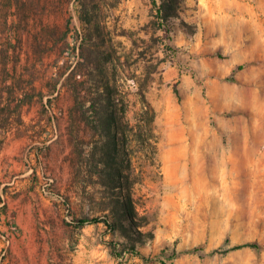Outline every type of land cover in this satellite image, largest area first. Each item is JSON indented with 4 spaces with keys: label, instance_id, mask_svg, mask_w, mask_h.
<instances>
[{
    "label": "rangeland",
    "instance_id": "obj_1",
    "mask_svg": "<svg viewBox=\"0 0 264 264\" xmlns=\"http://www.w3.org/2000/svg\"><path fill=\"white\" fill-rule=\"evenodd\" d=\"M154 15L0 0V264H264V0Z\"/></svg>",
    "mask_w": 264,
    "mask_h": 264
},
{
    "label": "trees",
    "instance_id": "obj_2",
    "mask_svg": "<svg viewBox=\"0 0 264 264\" xmlns=\"http://www.w3.org/2000/svg\"><path fill=\"white\" fill-rule=\"evenodd\" d=\"M184 0H152V4H153V10H154V17L156 18V22L159 24L160 28H164L167 31H171L172 28V20L178 16L179 11L182 8ZM240 69H242V66L239 67ZM229 81H233L234 77H231L229 79H227ZM94 107V105H93ZM10 115L11 112H9L5 107H1L0 106V137L3 133H6L8 131H10V127H7L6 123L9 122L10 119ZM18 116H20V113H18ZM84 118L88 119V117L86 116V114H84ZM116 114H112L110 116V118L108 119V121L110 122H116ZM102 121V119H101ZM93 122V121H92ZM97 123V122H95ZM10 125V123H9ZM96 125V129H97ZM110 157V156H109ZM108 164H112V162H115V159L111 156L110 159H107ZM103 219L101 217H95V218H81V219H77L76 222V226L78 228H83L86 227L88 225L91 224H95V223H99L102 222ZM104 222H108V221H104ZM245 247H249V248H255L258 249L259 246L257 244H251V243H246L240 246H237L235 249H241V248H245ZM200 250V248L195 247L193 248L191 251L194 252H198ZM190 251V250H189ZM180 253H174V255H172V257L174 256H178Z\"/></svg>",
    "mask_w": 264,
    "mask_h": 264
}]
</instances>
